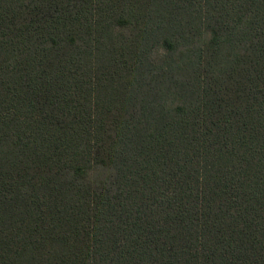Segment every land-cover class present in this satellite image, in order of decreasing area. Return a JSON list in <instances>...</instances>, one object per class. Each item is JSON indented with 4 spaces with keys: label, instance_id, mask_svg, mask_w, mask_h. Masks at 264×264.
Masks as SVG:
<instances>
[{
    "label": "trees",
    "instance_id": "obj_1",
    "mask_svg": "<svg viewBox=\"0 0 264 264\" xmlns=\"http://www.w3.org/2000/svg\"><path fill=\"white\" fill-rule=\"evenodd\" d=\"M0 264H264V0H0Z\"/></svg>",
    "mask_w": 264,
    "mask_h": 264
}]
</instances>
